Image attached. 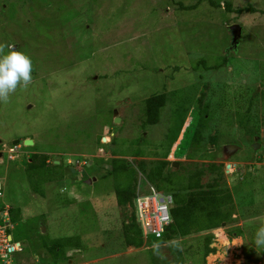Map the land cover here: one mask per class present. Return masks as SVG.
<instances>
[{"label": "rangeland", "instance_id": "374dc122", "mask_svg": "<svg viewBox=\"0 0 264 264\" xmlns=\"http://www.w3.org/2000/svg\"><path fill=\"white\" fill-rule=\"evenodd\" d=\"M9 51L30 58L32 79L0 100V211L15 215L10 234L20 249L0 264H171L173 244L186 264H264V248L253 243L264 226L259 97L248 122L240 126L236 115L254 88L264 93V0H0V54ZM160 94L158 122L146 125L145 102ZM200 95L209 122L204 141L191 146L184 131ZM114 158L147 169L166 161L164 174L180 178L203 169L202 185L218 181L229 191L234 222L207 233L214 252L205 255L203 234L126 246L132 209L116 203ZM137 178L146 193L144 175ZM232 227L242 236L229 237ZM65 237H78L80 249L52 260L42 241Z\"/></svg>", "mask_w": 264, "mask_h": 264}, {"label": "trees", "instance_id": "16d2710c", "mask_svg": "<svg viewBox=\"0 0 264 264\" xmlns=\"http://www.w3.org/2000/svg\"><path fill=\"white\" fill-rule=\"evenodd\" d=\"M224 61L222 65L225 66ZM220 65L209 67V69H217ZM254 88L247 100V108L244 113H238L237 122L240 126L245 121L250 120V113L253 111L255 102L259 97L261 102L262 113L264 114V93H258ZM198 117L192 125L186 127L184 134H190L191 146H199L204 141V130L207 128L209 122L210 103L202 106L201 102L203 96H199ZM166 104L165 95L160 94L148 98L145 102V116L146 121L144 124L154 125L158 122L159 111ZM220 103L215 106L218 108ZM202 110V111H201ZM203 113V115H201ZM243 114V115H242ZM242 115V116H241ZM264 122V120H263ZM183 125V120L178 125V130L173 134L170 141L172 145ZM245 131V130H244ZM208 140L213 146L216 144L215 135L209 136ZM189 143V141H188ZM138 155V154H137ZM33 156L31 160L35 159ZM29 169L34 171L36 166L31 162ZM167 165L166 161H158L154 167L145 166L144 161H134L130 163L127 159L114 158L111 160L108 173L114 176L115 179V197L118 206H129L132 209L130 216V223L125 227L123 239L126 246L139 248L142 246L144 240L141 228L136 221L135 214V198L137 192L138 174L144 175L145 180L155 186L157 190L170 193L172 196V207L170 209L171 222L165 227L164 233L161 238L156 239L162 243L174 242V240L181 238L185 239L195 234L204 235V249L205 255L213 253L214 249L209 248L212 235L207 233L209 231L221 228L234 222L233 215L235 214V206L232 195L229 191L220 188L218 181L202 185L201 178L205 171L199 169L192 171L186 177L180 178L176 173L164 174V169ZM61 165H52L55 172L59 171ZM222 166L210 164L207 170L210 172H217L222 176ZM39 169H44L40 167ZM11 211V210H10ZM15 215H10V222L14 223ZM10 234V231H8ZM229 237L242 236V229L239 227H232L227 232ZM155 240V239H154ZM42 247L46 250L47 254L52 260L62 259L66 260L65 251L67 248L80 249V239L78 237H65L53 240L51 242L42 241ZM172 254L169 262L171 264H186L182 253L176 244L170 246Z\"/></svg>", "mask_w": 264, "mask_h": 264}, {"label": "built area", "instance_id": "2783aa9c", "mask_svg": "<svg viewBox=\"0 0 264 264\" xmlns=\"http://www.w3.org/2000/svg\"><path fill=\"white\" fill-rule=\"evenodd\" d=\"M146 186V193H139L140 189H137L136 192V220L145 239L148 237L159 239L164 233L165 227L171 222L170 209L172 207V196L170 193L157 190L155 186L148 182H146ZM3 209L0 212V216L2 217L0 223V259L6 260L10 253L20 249L18 244L11 245V241L7 235V228L9 227L8 207H4Z\"/></svg>", "mask_w": 264, "mask_h": 264}, {"label": "clouds", "instance_id": "9594fccd", "mask_svg": "<svg viewBox=\"0 0 264 264\" xmlns=\"http://www.w3.org/2000/svg\"><path fill=\"white\" fill-rule=\"evenodd\" d=\"M11 47L12 46L9 45L10 49ZM31 71L32 62L30 58L23 53L19 51H9L7 54H0V100L7 99L8 95L16 90L18 84H23L25 86L29 84L32 79ZM9 213L10 210L8 208L9 227L7 228V235L11 243L18 244L19 247V243L13 242L11 234H8V231L14 228L13 223L10 222ZM1 221L2 219L0 223ZM253 243L257 248H264V226L259 227L254 233ZM19 251L20 250L15 252Z\"/></svg>", "mask_w": 264, "mask_h": 264}, {"label": "water", "instance_id": "95a60500", "mask_svg": "<svg viewBox=\"0 0 264 264\" xmlns=\"http://www.w3.org/2000/svg\"><path fill=\"white\" fill-rule=\"evenodd\" d=\"M230 30L233 31V42L232 45L233 47H235V45L237 44V41L240 37V32H241V28L238 25H234L230 27ZM120 120L119 118H114V123H118ZM18 141H14L13 145L17 144ZM33 144V142L29 139L24 140L23 141V145L25 146H31ZM55 164H58V162H55ZM177 166V164H175ZM89 180H86V183H89Z\"/></svg>", "mask_w": 264, "mask_h": 264}, {"label": "flooded vegetation", "instance_id": "af4514ba", "mask_svg": "<svg viewBox=\"0 0 264 264\" xmlns=\"http://www.w3.org/2000/svg\"><path fill=\"white\" fill-rule=\"evenodd\" d=\"M4 147V146H3ZM1 156H2V152L0 151V158H1Z\"/></svg>", "mask_w": 264, "mask_h": 264}]
</instances>
